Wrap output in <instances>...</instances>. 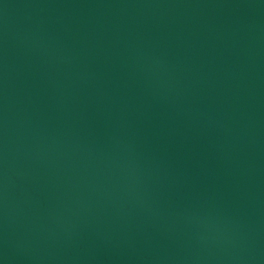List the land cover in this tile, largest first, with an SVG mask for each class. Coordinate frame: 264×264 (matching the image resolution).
Listing matches in <instances>:
<instances>
[{
  "label": "water",
  "instance_id": "95a60500",
  "mask_svg": "<svg viewBox=\"0 0 264 264\" xmlns=\"http://www.w3.org/2000/svg\"><path fill=\"white\" fill-rule=\"evenodd\" d=\"M0 264H264V0H0Z\"/></svg>",
  "mask_w": 264,
  "mask_h": 264
}]
</instances>
